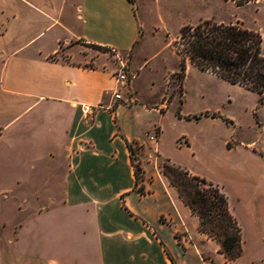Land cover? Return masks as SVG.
Wrapping results in <instances>:
<instances>
[{
    "label": "crops",
    "instance_id": "obj_1",
    "mask_svg": "<svg viewBox=\"0 0 264 264\" xmlns=\"http://www.w3.org/2000/svg\"><path fill=\"white\" fill-rule=\"evenodd\" d=\"M143 36L134 0H0V264L238 260L199 232L162 167L141 157L136 183L127 143L183 167L164 147L169 100L139 86ZM110 50L133 74L121 101Z\"/></svg>",
    "mask_w": 264,
    "mask_h": 264
},
{
    "label": "rangeland",
    "instance_id": "obj_2",
    "mask_svg": "<svg viewBox=\"0 0 264 264\" xmlns=\"http://www.w3.org/2000/svg\"><path fill=\"white\" fill-rule=\"evenodd\" d=\"M134 9L143 21L144 32L137 62L149 58L141 71L139 86L158 99L161 96L168 100L173 94L163 120L166 151L183 168L223 187L243 233V255L234 264H262L259 261H264V95L260 101L257 94L243 87L192 68L186 72L180 96L179 75L169 79L168 85L164 76L166 71L179 68L172 43L180 28L202 18L241 23L259 32L264 54V0H134ZM107 58L114 61L112 54ZM205 112L209 116H200ZM178 113L184 118L179 119ZM213 113L220 117L211 118ZM188 116L191 119L185 118ZM182 137L188 141L187 148ZM132 153L133 163L139 168L143 156L155 171L164 162L145 146L132 145ZM139 178L138 185L142 175Z\"/></svg>",
    "mask_w": 264,
    "mask_h": 264
},
{
    "label": "trees",
    "instance_id": "obj_3",
    "mask_svg": "<svg viewBox=\"0 0 264 264\" xmlns=\"http://www.w3.org/2000/svg\"><path fill=\"white\" fill-rule=\"evenodd\" d=\"M133 4V0H129ZM240 5V4H237ZM263 38L257 31L243 27L241 23L224 24L205 19L195 25H183L172 46L179 57V71L175 76L183 80L186 62L199 70L214 75L233 85L243 87L259 96L264 95ZM183 94L181 86L180 96ZM173 96L171 94L168 100ZM209 116L207 112L200 116ZM178 116L180 114L178 113ZM211 118H219L211 114ZM191 119V117H185ZM198 119L199 117L193 116ZM132 152V144L127 143ZM136 183L141 168L133 163ZM163 174L176 189L179 198L198 218L200 233L218 245V253L226 262H233L243 255L242 228L232 213L229 198L223 187L187 169L162 163ZM138 191L143 193L142 186Z\"/></svg>",
    "mask_w": 264,
    "mask_h": 264
},
{
    "label": "built area",
    "instance_id": "obj_4",
    "mask_svg": "<svg viewBox=\"0 0 264 264\" xmlns=\"http://www.w3.org/2000/svg\"><path fill=\"white\" fill-rule=\"evenodd\" d=\"M110 54L114 57V61L116 64V69L113 73V79L118 88L113 92V99L115 101L122 100V92L123 90H128L129 83L133 78V74L128 69V61L127 59L120 56L116 51L110 50ZM150 141L156 140V134H152L149 136Z\"/></svg>",
    "mask_w": 264,
    "mask_h": 264
}]
</instances>
